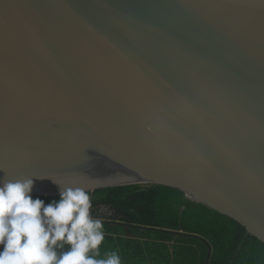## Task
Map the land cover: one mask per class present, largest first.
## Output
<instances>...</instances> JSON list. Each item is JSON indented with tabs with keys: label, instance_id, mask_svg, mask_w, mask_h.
<instances>
[{
	"label": "water",
	"instance_id": "1",
	"mask_svg": "<svg viewBox=\"0 0 264 264\" xmlns=\"http://www.w3.org/2000/svg\"><path fill=\"white\" fill-rule=\"evenodd\" d=\"M26 179L174 187L264 243V0H0V185Z\"/></svg>",
	"mask_w": 264,
	"mask_h": 264
},
{
	"label": "trees",
	"instance_id": "2",
	"mask_svg": "<svg viewBox=\"0 0 264 264\" xmlns=\"http://www.w3.org/2000/svg\"><path fill=\"white\" fill-rule=\"evenodd\" d=\"M88 194L91 216L103 223L97 258L115 252L121 264H264V243L177 188L133 183ZM30 196L45 205L60 199ZM56 250L59 254L67 246Z\"/></svg>",
	"mask_w": 264,
	"mask_h": 264
},
{
	"label": "clouds",
	"instance_id": "3",
	"mask_svg": "<svg viewBox=\"0 0 264 264\" xmlns=\"http://www.w3.org/2000/svg\"><path fill=\"white\" fill-rule=\"evenodd\" d=\"M32 185L31 179L0 185V264H121L115 252L97 258L103 223L90 214L88 190L61 187L60 199L45 205L30 196Z\"/></svg>",
	"mask_w": 264,
	"mask_h": 264
}]
</instances>
